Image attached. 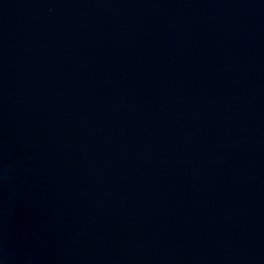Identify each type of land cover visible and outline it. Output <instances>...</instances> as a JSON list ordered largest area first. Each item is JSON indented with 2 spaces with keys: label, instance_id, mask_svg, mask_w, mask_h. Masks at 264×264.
Masks as SVG:
<instances>
[{
  "label": "water",
  "instance_id": "water-1",
  "mask_svg": "<svg viewBox=\"0 0 264 264\" xmlns=\"http://www.w3.org/2000/svg\"><path fill=\"white\" fill-rule=\"evenodd\" d=\"M0 264H264V0H0Z\"/></svg>",
  "mask_w": 264,
  "mask_h": 264
}]
</instances>
